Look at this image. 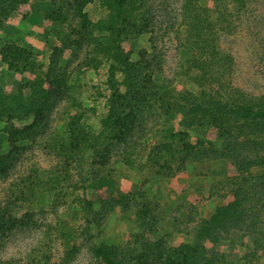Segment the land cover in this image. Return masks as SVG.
<instances>
[{"label":"rangeland","instance_id":"rangeland-1","mask_svg":"<svg viewBox=\"0 0 264 264\" xmlns=\"http://www.w3.org/2000/svg\"><path fill=\"white\" fill-rule=\"evenodd\" d=\"M82 1L86 30L75 0H33L30 21L13 17L0 30V50H30L38 73L54 68L68 87L46 134L25 144L0 183L9 211L34 220L0 245V264H105L95 257L99 246L113 248L123 264H156L185 245H200L216 264H264L263 205L257 232L232 231L215 244L199 237L240 174L215 154L224 149L210 132L191 122L204 99L264 98V0H147L152 32L129 47L135 59L149 51L160 100L144 107L121 145L109 144L105 127L110 63L101 45L110 13L104 0ZM28 81L0 58L1 88L18 93ZM27 123L0 120V156L11 150V132ZM178 133L208 156H189ZM160 247L168 248L163 255Z\"/></svg>","mask_w":264,"mask_h":264},{"label":"trees","instance_id":"trees-1","mask_svg":"<svg viewBox=\"0 0 264 264\" xmlns=\"http://www.w3.org/2000/svg\"><path fill=\"white\" fill-rule=\"evenodd\" d=\"M32 1L0 0V30L13 17L27 20L31 15ZM75 2L79 5L83 29L86 30L87 14L83 11L85 3L82 0ZM235 2L238 6L247 4V0ZM104 4L110 13L102 30L106 35L101 45L102 52L110 63V95L107 97L109 113L105 119V127L109 144L121 145L127 142L141 123L144 107L151 106L153 100H160L158 87L150 73L154 60L149 51L143 50L139 58L135 59L134 52L129 47L132 39L151 34L153 19L147 0H104ZM0 58L10 72L29 78L25 85L19 86L18 93H14L11 88L0 87V120L28 121L25 127L11 132V150L0 156L1 183L8 179L19 162L25 144L46 134L54 109L68 96V87L65 78L59 77L54 68H51L49 74L38 73L34 67V55L28 49L7 44L0 50ZM53 61L55 64V57ZM199 103L193 105L191 122L210 132V137L224 149L221 152L214 151L215 154L230 160L234 171L240 174L231 178L235 188L227 204L218 207L213 217L199 230L200 238L215 244L232 231L257 232L260 217L257 209L260 205L264 206V173L254 176L253 169H264V98L242 105L236 101L231 103L210 98ZM183 134L175 136H182L181 140L185 141V150L190 153L189 156H208L204 148L206 143L199 144L204 149L196 150L183 138L186 136ZM165 146L159 149H164ZM33 221L32 215H14L0 201V245L16 229L27 227ZM160 248L162 255L168 249ZM95 257L105 264H123L117 252L109 246L97 247ZM156 264L216 263L208 259L205 249L200 245H185L176 248L166 261L157 260Z\"/></svg>","mask_w":264,"mask_h":264},{"label":"crops","instance_id":"crops-1","mask_svg":"<svg viewBox=\"0 0 264 264\" xmlns=\"http://www.w3.org/2000/svg\"><path fill=\"white\" fill-rule=\"evenodd\" d=\"M32 4V3H31ZM31 4H30V8H31ZM32 14V13H31ZM30 18H31V15H30V17L28 18L29 19V21H30ZM35 18V20L34 21H38V18H37V15L35 16L34 15V17H33V19Z\"/></svg>","mask_w":264,"mask_h":264}]
</instances>
